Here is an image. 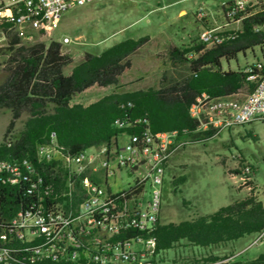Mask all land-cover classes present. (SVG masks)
<instances>
[{
  "label": "built area",
  "instance_id": "built-area-1",
  "mask_svg": "<svg viewBox=\"0 0 264 264\" xmlns=\"http://www.w3.org/2000/svg\"><path fill=\"white\" fill-rule=\"evenodd\" d=\"M100 0H0V51L14 46H28L39 36L52 33L68 11ZM226 25L206 29L198 44L215 47L216 38H235L241 30L226 29L227 24L239 23L259 12H264V0H231L221 5ZM202 23L208 22L202 11L197 13ZM40 26V35H31V27ZM263 30V27H262ZM14 41H18L13 45ZM64 38V44H70ZM257 70V72H254ZM244 73L255 84L249 93L214 98L208 93L198 95L189 108V116L197 126L194 130L152 133L144 130L128 137L120 148L119 140L111 147H98L94 153L85 150L77 155L65 154L58 146L56 134L37 149V164H57L62 184L47 186L37 166L29 160L20 163L0 161V174H12L11 185L24 184V195L31 198L9 222L0 224V264H264V254L255 260H238L247 250L264 243V229L254 235L252 243L238 254L219 257L214 262L206 257L181 256L168 260L158 251V241L142 237V229L155 231L160 221L162 189L165 172L173 156L197 143H203L225 130L253 122H264V62L247 66ZM119 128L129 123L117 120ZM118 159L117 169L132 171L144 169L140 180H133L125 192L113 194L105 185L114 177L111 161ZM79 164L95 165L96 174H90L85 191H77L80 178ZM237 188L256 195L253 170L244 165L230 175ZM149 201L142 199L146 188ZM54 188H62L61 198H53ZM133 231L129 243L119 242V235ZM19 236H29V242L48 238V246L31 249L24 256L26 245L19 244Z\"/></svg>",
  "mask_w": 264,
  "mask_h": 264
},
{
  "label": "trees",
  "instance_id": "trees-1",
  "mask_svg": "<svg viewBox=\"0 0 264 264\" xmlns=\"http://www.w3.org/2000/svg\"><path fill=\"white\" fill-rule=\"evenodd\" d=\"M255 27L263 30L255 31ZM234 39L215 47L193 42L170 47L163 59L171 67L182 71L165 72L156 88L122 90L121 78L132 68V56L149 41V37L119 42L98 55L86 53L65 73L72 59L62 53L61 43H35L6 49L10 52L6 78L0 84V110L13 112V120L25 113L23 129L13 138L0 144V161L20 163L29 160L49 184H62L57 162L37 164V149L56 134L58 146L65 154L77 155L90 148L111 147L120 136L194 130L196 122L189 116V108L196 97L208 93L214 98L251 92L255 84L250 74L242 70H224V62L237 60L240 53L261 47L264 56V12L245 19ZM18 41H14L16 45ZM1 52V51H0ZM184 71V72H183ZM257 72V70H254ZM92 88H112L113 91L84 106L72 104L78 95ZM117 120L129 126L119 128ZM132 172V171H130ZM140 180L137 169L132 172ZM0 174V224L11 221L29 205L24 184L11 185ZM82 177V176H81ZM185 177L176 179L183 184ZM62 188H54L53 198ZM186 204V203H185ZM264 229V205L255 196L234 200L213 214L196 216L180 223L162 224L153 232L158 251H167L180 243L192 247L215 249L252 236ZM217 256L206 261L214 262Z\"/></svg>",
  "mask_w": 264,
  "mask_h": 264
},
{
  "label": "rangeland",
  "instance_id": "rangeland-1",
  "mask_svg": "<svg viewBox=\"0 0 264 264\" xmlns=\"http://www.w3.org/2000/svg\"><path fill=\"white\" fill-rule=\"evenodd\" d=\"M228 1L231 0H100L65 13L59 27L46 36H39L36 43H61L62 53L72 59L71 65L64 70L69 73L86 53L98 55L119 42L149 37L150 41L131 57L132 68L122 76L121 86L122 90L128 91L156 88L165 72L175 75L176 71H182V67H171L163 57L170 47L197 42L203 30L197 13L202 11L206 20L213 24H225L221 5ZM64 38L72 42L64 44ZM9 54L8 50L0 52V84L6 78ZM255 62H264L261 47L248 50L245 55L240 53L237 60L224 62L223 68L244 70ZM112 91V88H93L75 97L72 104L88 105ZM12 120L11 110H0V144L6 137L18 135L27 114L23 113L15 120L8 131ZM118 140L122 148L128 137L120 136ZM96 150L90 148L87 152L91 154ZM117 163V158L110 163L116 171L115 176H110L106 185L102 179V184L113 194L127 191L135 180L132 172L118 170ZM244 165L252 168L256 198L264 205V122L225 130L206 142L180 151L172 157L165 172L161 223H180L196 216L213 214L234 200L249 196L247 191L237 188L230 176L233 170ZM181 177L186 178L183 184L176 182ZM145 192L144 206L152 190L147 187ZM252 241V236H246L215 249L180 243L163 254L168 260L181 256L224 257L243 252ZM262 254L264 243L247 250L238 260H255Z\"/></svg>",
  "mask_w": 264,
  "mask_h": 264
},
{
  "label": "bare ground",
  "instance_id": "bare-ground-1",
  "mask_svg": "<svg viewBox=\"0 0 264 264\" xmlns=\"http://www.w3.org/2000/svg\"><path fill=\"white\" fill-rule=\"evenodd\" d=\"M59 21V25H60ZM59 26H55L52 28V31L57 29ZM262 30L260 27H255V31ZM41 34V27L40 26H32L31 27V35H38ZM237 34H235V37ZM234 39V38H229ZM225 41L223 38H216L215 40V46L222 44ZM208 47V46H206ZM211 48V47H208ZM92 165L87 166L86 170V164H79V171L80 178L77 179V191H85L87 189L88 184H90V174H96V167L92 168ZM139 173V178L142 179L144 176V169H137ZM5 181L12 183V174H5ZM42 176V175H41ZM82 176V177H81ZM47 186H52V184H49L47 182ZM54 192V190H53ZM61 193L57 194L55 198H61ZM153 232L150 231V229H142V237H148L149 241H155L153 238ZM131 238H133V231H125V233L119 235V242L121 243H129L131 242ZM19 244L20 245H26V249H24V256H31V249H39L40 247H47L48 246V238H41L39 239V242H29V236H19Z\"/></svg>",
  "mask_w": 264,
  "mask_h": 264
},
{
  "label": "crops",
  "instance_id": "crops-1",
  "mask_svg": "<svg viewBox=\"0 0 264 264\" xmlns=\"http://www.w3.org/2000/svg\"><path fill=\"white\" fill-rule=\"evenodd\" d=\"M202 25H203V30H202V32L203 31H205L206 29H211V28H217V27H223V26H225L226 25V23L225 24H220V23H215V24H213V23H211L210 21H208V22H204V23H202ZM239 26V27H238ZM241 26H242V24H239V23H230V24H227V26H226V29H230V30H234L233 28L234 27H238V28H241ZM201 32V33H202ZM200 33V34H201ZM199 34V35H200ZM199 37V36H198ZM198 39V38H197ZM224 70H226V69H224ZM93 89V88H92ZM104 89H106V88H104ZM89 90H91V89H89ZM89 90H87V91H89ZM86 92V91H85ZM110 94V93H109ZM108 95V94H107ZM106 96V95H105ZM102 97H104V96H102ZM102 97H100L99 99H101ZM99 99H97V100H99ZM96 100V101H97ZM96 101H94V102H96ZM94 102H92V103H94ZM92 103H89L88 105H90V104H92ZM88 105H84V106H88Z\"/></svg>",
  "mask_w": 264,
  "mask_h": 264
}]
</instances>
